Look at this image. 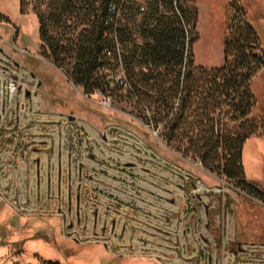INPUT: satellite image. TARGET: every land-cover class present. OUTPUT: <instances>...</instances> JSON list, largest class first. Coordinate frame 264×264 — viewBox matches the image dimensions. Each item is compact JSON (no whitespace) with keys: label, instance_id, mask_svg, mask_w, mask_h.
Masks as SVG:
<instances>
[{"label":"rangeland","instance_id":"1","mask_svg":"<svg viewBox=\"0 0 264 264\" xmlns=\"http://www.w3.org/2000/svg\"><path fill=\"white\" fill-rule=\"evenodd\" d=\"M23 1L20 15L17 0H0V48L40 81L41 115L27 123L25 185L0 202V264H264V202L167 147L126 90L103 106L98 91L68 81L41 56L37 0ZM228 1L194 0L195 65L222 64ZM238 2L264 54V0ZM250 87L258 115L264 67ZM242 164L264 195V136L245 142Z\"/></svg>","mask_w":264,"mask_h":264},{"label":"trees","instance_id":"2","mask_svg":"<svg viewBox=\"0 0 264 264\" xmlns=\"http://www.w3.org/2000/svg\"><path fill=\"white\" fill-rule=\"evenodd\" d=\"M238 3L229 0L225 6L223 60L218 67L193 62L194 0H178V14L171 0H147L140 14L118 0H37L31 10L38 22L41 56L68 81L84 94L103 91L106 82L100 69L119 56L130 86L126 92L135 99L141 122L182 158L198 161L264 202L263 193L246 181L242 164L245 142L264 136V110L251 114L255 99L250 87L264 67V54ZM26 5L19 0L20 15Z\"/></svg>","mask_w":264,"mask_h":264},{"label":"built area","instance_id":"3","mask_svg":"<svg viewBox=\"0 0 264 264\" xmlns=\"http://www.w3.org/2000/svg\"><path fill=\"white\" fill-rule=\"evenodd\" d=\"M118 1L121 5L137 8V13L140 14L145 11L147 0ZM177 1L171 0L176 14H178ZM111 8H114V5ZM159 10L165 11L162 3L159 5ZM119 16L117 10V17ZM111 37L118 55L117 39L114 34ZM12 46L17 48V46ZM18 50L19 56L26 52L22 48H18ZM110 56L111 54L107 52V57ZM111 61L114 62L115 68L103 66L100 69L106 82L105 89L98 91L103 106H108L113 90H130L119 56L117 60ZM39 83L36 77H32L31 73L21 66L20 61L12 60L0 48V150L2 152L0 157V202L15 201L16 196H19L17 188L25 185L22 177L20 179L18 176L17 170L22 165L23 153L31 147L32 138L26 131L27 123L35 119V115H41L36 98ZM55 123L60 124L58 118ZM43 136L41 135L37 139L40 140ZM25 143L27 146H24ZM256 247L258 248L255 251H259L258 249L263 246Z\"/></svg>","mask_w":264,"mask_h":264},{"label":"water","instance_id":"4","mask_svg":"<svg viewBox=\"0 0 264 264\" xmlns=\"http://www.w3.org/2000/svg\"><path fill=\"white\" fill-rule=\"evenodd\" d=\"M31 76H32V77H35L32 73H31ZM39 85H40V83L38 84V86H39ZM70 118H73V117H70Z\"/></svg>","mask_w":264,"mask_h":264},{"label":"crops","instance_id":"5","mask_svg":"<svg viewBox=\"0 0 264 264\" xmlns=\"http://www.w3.org/2000/svg\"><path fill=\"white\" fill-rule=\"evenodd\" d=\"M17 2H18V8H19V0H17ZM40 82V81H39ZM41 84V83H40ZM40 86V85H39Z\"/></svg>","mask_w":264,"mask_h":264}]
</instances>
